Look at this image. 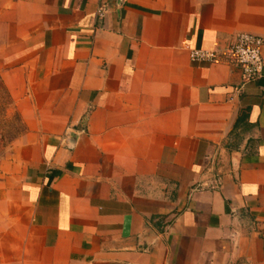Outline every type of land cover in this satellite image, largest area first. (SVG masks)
<instances>
[{
  "label": "crops",
  "instance_id": "obj_1",
  "mask_svg": "<svg viewBox=\"0 0 264 264\" xmlns=\"http://www.w3.org/2000/svg\"><path fill=\"white\" fill-rule=\"evenodd\" d=\"M241 31L264 63V0H0L25 127L0 160V264H264V68L244 83L227 60Z\"/></svg>",
  "mask_w": 264,
  "mask_h": 264
},
{
  "label": "built area",
  "instance_id": "obj_2",
  "mask_svg": "<svg viewBox=\"0 0 264 264\" xmlns=\"http://www.w3.org/2000/svg\"><path fill=\"white\" fill-rule=\"evenodd\" d=\"M105 6H100L97 10L99 17L105 14ZM263 38L248 31L236 33L228 47L225 50V56L229 62L236 64L241 71L242 81L244 83L256 80L263 75L264 63L261 56L260 47ZM189 60L192 62H210L220 61L223 56L215 48H189ZM225 57V58H226ZM221 184L220 171L212 173V182H200L198 188H217Z\"/></svg>",
  "mask_w": 264,
  "mask_h": 264
},
{
  "label": "rangeland",
  "instance_id": "obj_3",
  "mask_svg": "<svg viewBox=\"0 0 264 264\" xmlns=\"http://www.w3.org/2000/svg\"><path fill=\"white\" fill-rule=\"evenodd\" d=\"M23 131L12 95L0 75V160L8 155L11 142Z\"/></svg>",
  "mask_w": 264,
  "mask_h": 264
},
{
  "label": "trees",
  "instance_id": "obj_4",
  "mask_svg": "<svg viewBox=\"0 0 264 264\" xmlns=\"http://www.w3.org/2000/svg\"><path fill=\"white\" fill-rule=\"evenodd\" d=\"M23 130H25V127H24V125H23Z\"/></svg>",
  "mask_w": 264,
  "mask_h": 264
}]
</instances>
